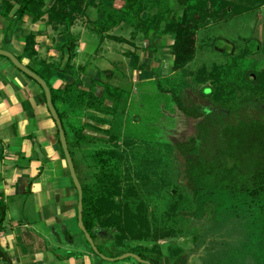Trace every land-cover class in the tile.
I'll return each mask as SVG.
<instances>
[{"label": "rangeland", "instance_id": "374dc122", "mask_svg": "<svg viewBox=\"0 0 264 264\" xmlns=\"http://www.w3.org/2000/svg\"><path fill=\"white\" fill-rule=\"evenodd\" d=\"M228 1L233 2L236 8L233 10L229 8L228 13L222 9L218 11L217 17H209L202 22V28L198 31L194 59L186 68L174 72L171 62L174 61L172 46L168 43H175V38L169 35L162 38L165 44H161V49L166 50H159L160 57L144 49L146 58L149 56L146 68L152 66L144 78L152 75L150 77L152 79L155 75L154 82L135 85L132 81L136 77L131 78L133 59L124 55L133 49L125 44L113 43L114 41L110 39H107V44L100 46L97 37L95 40L89 38L93 34L88 30L90 23L87 19H83V23L80 22L78 25V31L81 33L74 32L80 39L90 40L82 54H77L75 60L79 59L78 62L89 69L102 67V70H110L114 74L112 81L107 80L110 77L106 76L98 84L110 88V93L109 90L101 87L98 89L96 86L93 90L91 88V92L94 93L97 89V97L104 101L109 100L110 96L117 99L119 95L122 98L120 105L127 108V122L121 120V117L118 119L120 115L114 112L107 114L92 112L93 115L97 114L94 123L98 131L94 138L100 142L83 145L86 147L85 157L74 155L81 182L92 191L93 205L100 208L104 214L122 215L125 221L130 215L139 223L134 234L128 231L122 233L118 229H123L124 225H104L97 215L93 220L97 232L95 244L106 258L134 253L138 256L142 254L156 258L161 264H177L178 257L186 255V259L194 260L195 264H211L210 260L200 259L194 255L199 253L197 245L211 229L213 217L208 213L203 218L196 219L189 212V209L193 208L191 199L193 190L190 188L181 190L186 194L184 196L187 197L186 201H181L178 197V186L189 184V163L177 149V144L188 142L191 137L199 134V126L207 123L210 126L209 136L197 144L191 152V158L195 162L216 161L219 152L224 149L222 128L230 119L229 111L221 104L228 107L241 101L233 93L236 87L243 89V97L249 100L243 107L247 113H264V104L258 103L257 100L261 75L264 74V4H258L253 0ZM160 3L170 5L168 0H162ZM170 6L178 11L174 0ZM157 10L158 8L152 5L150 12L152 14ZM64 30V28L60 31H54L53 28L48 30L43 46L45 52L42 53H46L45 55L51 53L49 50L54 49L53 45L57 44H52L51 37L57 42ZM130 30L133 31L127 26L123 32L117 31L115 34L131 40H138L139 37L143 39L142 32L133 37V34H127ZM152 36L154 37V33H150V37ZM149 41L151 42L150 39ZM47 45L50 46L49 50ZM137 46L142 47L138 43ZM143 46L151 48L152 42L149 45L146 40ZM248 48L253 50L259 48L260 51L251 53ZM54 50L56 56L48 59L57 62L61 59L58 53L60 50ZM135 59V62L140 64V58ZM75 65L74 61L72 66L76 70ZM60 66L58 71L66 68V62ZM153 72L154 74H151ZM42 75L49 80L45 73ZM84 84L82 90L90 87L89 81ZM212 92V97L205 95ZM179 100L188 107L203 111L206 115L199 120L187 117L178 107ZM115 101L113 100L108 107L113 108ZM56 106L62 115L64 107L62 108L57 100ZM86 111L88 110L85 109L84 112ZM72 113L74 122L79 125L75 117L80 116V112L77 109ZM63 120L68 128L66 119ZM102 151L110 154L98 155ZM112 153L114 154L111 155ZM220 163L232 165V162L226 159H220ZM103 171H114L122 178L116 188L113 184L108 185L113 192L120 194V201L115 202L120 207L118 209H106V196L101 192L95 177ZM116 198L117 196L114 199ZM79 237L92 255L96 256L98 264H143L133 258L114 262L107 260L94 253L84 234ZM76 240L77 238H74L71 243H75ZM77 248L78 246L75 250ZM204 248L200 253L206 255ZM224 253L229 254L225 251ZM257 257L259 260L264 259V249L254 255V258ZM239 260L238 255L234 257L231 254L224 258L223 252L213 257L215 264H239ZM252 261L253 259L246 258L245 262L248 264ZM179 264L185 262L181 261Z\"/></svg>", "mask_w": 264, "mask_h": 264}, {"label": "crops", "instance_id": "0c3cea01", "mask_svg": "<svg viewBox=\"0 0 264 264\" xmlns=\"http://www.w3.org/2000/svg\"><path fill=\"white\" fill-rule=\"evenodd\" d=\"M55 1L49 0L48 6L52 7ZM97 4L99 2L84 7L85 13L76 20L70 31H67L63 25L47 24V17L43 21L33 23L28 16L22 22H14V30L9 31L14 19L11 18L15 15L18 6L11 14L10 19L0 16V49L12 53L27 67L45 73L54 94L57 93L55 98L65 109L62 116L55 103V107L62 117L76 172L74 155L86 156V147L78 144L79 130L85 127V134L94 137L98 131L94 121L96 115L101 113L92 109L86 113L84 112L85 108L74 105L72 97L65 95L66 87L73 85V90L78 93V90L91 92L96 86L98 89L105 88L110 93V88L98 86V84L106 76L110 77L107 79L109 81L114 79V74L110 70H102V67L89 69L88 66L80 64L79 59L75 60L77 54H82L85 45L90 42V37L91 40H95L97 37L100 40V46L105 44L107 39L114 41L113 43L127 45L133 51H128L124 55L133 59L131 78L136 77L132 81L136 85L155 81V75L152 79H150L152 75L149 78H144L147 70L149 71L152 67L146 68L149 56L146 58L144 49H148L147 52L156 57L157 55L161 56L159 50H166L161 49V44H165L163 36L156 38L154 35V37H143V39L139 37L138 40H131L116 35L117 31L123 32L125 27L129 26L133 31L130 30L127 34H133L135 37L134 35L139 31L126 24L101 34L103 30L95 24L102 17ZM106 6L113 7L118 11L124 7V1L106 2ZM83 19L88 20L90 23L88 30L94 35H90L88 39H80L75 35V33H81L78 31V25ZM52 28L54 31L65 29L57 42L51 37L52 44L57 43L53 45V48L57 51L60 50L58 53L61 59L57 61L58 64L54 60L48 59V57L56 56L54 49L49 50V45L47 47L51 53L48 52L47 55L42 53L45 52L43 50L45 36ZM69 34H74L71 42H68ZM30 35L35 37L34 54L27 50V37ZM149 39L152 42L151 48L143 46L146 40L149 45L151 44ZM67 42L71 45L70 47L73 46V52L69 54H66L62 49ZM137 43L142 47H138ZM173 44L174 42L168 43L169 46H173ZM72 55L70 65L75 61L76 70L73 66L72 73L65 74L64 71ZM135 58H140V64L135 62ZM65 62L66 68H62L56 74L42 67L43 63H46L47 65H56L60 69V65ZM171 62L174 68V61ZM174 72L178 71L174 70ZM88 81L90 87L82 90V85L85 86L84 83ZM92 84L94 85L92 86ZM94 94L98 95L97 89ZM76 95L73 97L75 98ZM117 99L110 96L109 100L104 101L107 112L113 113L114 109L108 106L113 103V100L119 101L117 114L120 116L117 118L121 117V120L127 122V108L120 105L121 96L118 95ZM77 109L80 116L75 118L79 121V125L74 122L72 113ZM92 112L97 114L94 116ZM63 117L66 119L68 128H66ZM79 180L81 182V177ZM83 183L81 182L82 185ZM76 191L60 143L59 130L47 107L43 89L37 82L17 69L8 58L0 56V249L8 256L11 264H98L96 256L92 255L79 237L83 233L79 228V195ZM68 236H72V238H68ZM66 238H68V242ZM74 238H77L76 242L71 243ZM77 246L78 248L75 250ZM1 251L0 264H8ZM67 251H69L68 254Z\"/></svg>", "mask_w": 264, "mask_h": 264}, {"label": "trees", "instance_id": "16d2710c", "mask_svg": "<svg viewBox=\"0 0 264 264\" xmlns=\"http://www.w3.org/2000/svg\"><path fill=\"white\" fill-rule=\"evenodd\" d=\"M115 1L56 0L52 7H49V0H0V16L10 19L11 14L18 6L15 15L11 18L14 19L9 31H13L15 23L22 22L26 16L30 17L33 23L43 21L47 17V24L63 25L67 31H70L76 20L85 13L84 7L99 2L96 6L102 17L96 21V24L103 30L101 34L126 24L135 28L136 31H141L144 38H149L150 33H154L156 38L165 35L173 36L175 43L171 49L174 56V69L179 71L186 68L194 59L198 31L202 28V22L209 17H217L218 11L222 9L228 13L229 8L233 10L235 7L233 2L228 0H174L178 11L170 6L173 0H168L170 5H162L160 3L162 0H122L124 7L118 11L113 7L106 6V2L114 3ZM253 2L264 4V0H253ZM152 5L158 10L151 14ZM68 39L72 40V36L70 35ZM68 42L62 47L66 54L73 52V46L70 48ZM34 44L35 37L28 36L27 50L31 54L35 53ZM258 50L260 51L259 48L256 50L248 48L251 53L258 52ZM72 58L73 55L64 71L65 74L72 73L73 66L70 65ZM43 64L42 67H45L46 70L55 74L58 72V66ZM30 69L40 75L49 85L48 79L41 72L34 68ZM49 87L55 105L57 99L50 85ZM65 91L66 96L72 97L74 105L86 110H96L101 114L109 113L104 105V100L94 93L86 91L75 93L73 85L66 87ZM242 91L243 89L240 87L234 88L233 91L235 97L240 98L241 101L228 107L221 104L229 111L230 119L222 128L224 149L219 152V158L216 161L195 162L191 158V152L197 144L209 136L210 126L207 123H202L198 128L199 134L191 137L188 142L177 144V149L189 163V184L188 186H178V197L181 201H186L187 197H184L186 194L181 190L190 188L193 190L191 197L193 208L189 209V212L196 219L203 218L208 213L213 217L211 229L204 234L201 242L197 245L199 250L205 247L207 255H202L200 259L210 260L211 264H215L213 257L222 252L224 258L230 254L234 257L238 255L240 257L239 264H246V258L253 259L256 264H264V259L254 258L255 254L264 249V113H247L246 108L243 107L249 100L243 97ZM258 92V103L264 104V74L261 75ZM75 94L77 95L74 98ZM205 95L212 97L213 92ZM180 101L178 107L187 117L196 120L204 118L203 111L188 107L183 101ZM118 103L119 101H116L114 106L117 107H113L115 114L118 113ZM59 116L62 118L60 114ZM109 126L112 127L111 124ZM79 136V145L86 146L100 142L99 139L85 134V127L80 128ZM100 154L105 156L110 153L102 151L98 155ZM220 159L229 160L232 165L220 163ZM95 177L101 192L106 196V209L120 208L115 203L120 201V194L117 195L108 185L113 184V187L116 188L122 178L117 176L114 171H103ZM82 186L84 224L94 242L97 232L93 220L97 215L104 225H124L123 229H118L122 233L128 231L130 234H134L136 232L139 223L135 222V217L129 215L125 221L122 215L104 214L100 208L93 205L92 191L87 185ZM115 196H117L116 199H114ZM224 251L229 254H225ZM1 254L5 261L11 264L8 256L2 251ZM139 255L143 260L150 261L152 264H161L156 258ZM181 258L183 256L178 257L177 261H180Z\"/></svg>", "mask_w": 264, "mask_h": 264}, {"label": "water", "instance_id": "95a60500", "mask_svg": "<svg viewBox=\"0 0 264 264\" xmlns=\"http://www.w3.org/2000/svg\"><path fill=\"white\" fill-rule=\"evenodd\" d=\"M0 56L6 57L8 58L13 65L19 69L21 72H23L25 75H27L28 77H30L31 79H33L35 82H37L41 88L43 89L44 93H45V97H46V102H47V107L58 127L59 130V137H60V143L66 158V162L71 174V178L74 182V185L78 191V195H79V206H78V221H79V228L82 231V233L85 235L87 241L89 242V244L91 245L94 253L100 257H104L106 258L98 249V247L96 246L91 234L88 232L85 224H84V191H83V186L79 180V177L77 175L76 172V168L74 165V161L71 155V152L69 150V146H68V140H67V135H66V131L64 129L62 120L57 112V109L54 105L53 102V97H52V92L51 89L48 85V83L40 76L38 75L36 72H34L33 70H31L29 67H27L26 65H24L15 55H13L12 53H10L9 51L0 49ZM125 258H133L137 261H139L140 263L143 264H152L150 261H146L143 260L140 256L134 254V253H127L124 254L121 257H117V258H106L107 260L110 261H118V260H123Z\"/></svg>", "mask_w": 264, "mask_h": 264}, {"label": "flooded vegetation", "instance_id": "af4514ba", "mask_svg": "<svg viewBox=\"0 0 264 264\" xmlns=\"http://www.w3.org/2000/svg\"><path fill=\"white\" fill-rule=\"evenodd\" d=\"M205 115H206V113H205ZM200 251H199V253L195 254L194 256H198L197 258H201V256L203 255V253L201 254ZM184 256L185 257L181 258L180 261H177V264H179L181 261L185 262V264H190V261H191V264H195L194 260L186 259V255H184ZM248 264H256V263H253V261H252L251 263L248 262Z\"/></svg>", "mask_w": 264, "mask_h": 264}]
</instances>
